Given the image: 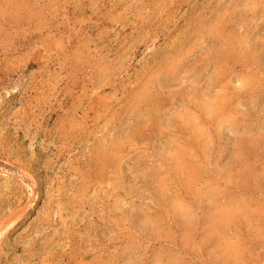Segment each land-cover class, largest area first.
Wrapping results in <instances>:
<instances>
[{
    "label": "rangeland",
    "instance_id": "374dc122",
    "mask_svg": "<svg viewBox=\"0 0 264 264\" xmlns=\"http://www.w3.org/2000/svg\"><path fill=\"white\" fill-rule=\"evenodd\" d=\"M18 209L0 264H264V0H0Z\"/></svg>",
    "mask_w": 264,
    "mask_h": 264
},
{
    "label": "bare ground",
    "instance_id": "6f19581e",
    "mask_svg": "<svg viewBox=\"0 0 264 264\" xmlns=\"http://www.w3.org/2000/svg\"><path fill=\"white\" fill-rule=\"evenodd\" d=\"M121 159H122V157H121ZM106 164H107V162H106ZM29 202H31V201H29ZM19 212L21 213V210H19V209L17 211L11 212L8 216L4 217L0 221V238H1V236L6 235L9 231V229L12 228V226L14 225V223H15L18 215H19ZM225 215H226L225 212H223V211L219 212L218 214L215 215V219L221 221L224 219ZM236 252H237V250L232 247L227 251V254L232 255V254H235ZM237 253L239 254L240 252H237Z\"/></svg>",
    "mask_w": 264,
    "mask_h": 264
}]
</instances>
